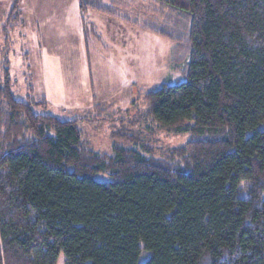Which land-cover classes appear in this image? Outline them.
Segmentation results:
<instances>
[{
    "label": "trees",
    "instance_id": "16d2710c",
    "mask_svg": "<svg viewBox=\"0 0 264 264\" xmlns=\"http://www.w3.org/2000/svg\"><path fill=\"white\" fill-rule=\"evenodd\" d=\"M157 1L184 80L146 91L143 118L191 140L100 154L6 73L0 264H264V0Z\"/></svg>",
    "mask_w": 264,
    "mask_h": 264
},
{
    "label": "rangeland",
    "instance_id": "374dc122",
    "mask_svg": "<svg viewBox=\"0 0 264 264\" xmlns=\"http://www.w3.org/2000/svg\"><path fill=\"white\" fill-rule=\"evenodd\" d=\"M123 1L20 0L11 15L13 0H0V87L8 73L14 96L32 102L36 113L82 118L83 141L100 154L121 146L161 158L191 135L143 118L144 93L184 77L172 66L174 41L151 29L166 24L159 2ZM88 15L107 51L83 29ZM97 104L105 110L101 117ZM241 196L250 195L243 189Z\"/></svg>",
    "mask_w": 264,
    "mask_h": 264
},
{
    "label": "crops",
    "instance_id": "0c3cea01",
    "mask_svg": "<svg viewBox=\"0 0 264 264\" xmlns=\"http://www.w3.org/2000/svg\"><path fill=\"white\" fill-rule=\"evenodd\" d=\"M128 1V0H127ZM131 1V0H130ZM124 3H125V0L123 1ZM107 7L109 8L110 6L109 5H107ZM81 7H80V4L77 6V9H80ZM79 11V10H78ZM106 12V11H105ZM101 13H102V10H101ZM95 14H99V13H95ZM104 15H105V13H103ZM103 15V16H104ZM106 15H108L109 17H115V19H117L118 17H120V15H113V14H111L110 12H107L106 13ZM92 17H90L89 15H88V17L86 16V20H88V21H85L84 23H82V27H83V29L85 30V32L87 33L88 32V29L89 30H91L90 32H91V34H94V40H96V41H98V42H100L101 43V46H102V48H103V50H105V51H107L104 47H105V45H103L102 43H103V41L105 40L104 39V37H103V35L99 32H97L96 31V23H94L93 21H92V19H91ZM122 18V17H121ZM120 19V18H119ZM118 20V19H117ZM121 20V19H120ZM85 35H88V34H85ZM113 37V36H112Z\"/></svg>",
    "mask_w": 264,
    "mask_h": 264
}]
</instances>
